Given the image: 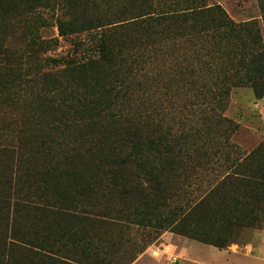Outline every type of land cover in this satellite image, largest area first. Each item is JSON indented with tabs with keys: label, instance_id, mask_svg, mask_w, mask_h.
<instances>
[{
	"label": "trees",
	"instance_id": "obj_1",
	"mask_svg": "<svg viewBox=\"0 0 264 264\" xmlns=\"http://www.w3.org/2000/svg\"><path fill=\"white\" fill-rule=\"evenodd\" d=\"M240 88L264 97L263 37L219 5L0 0V264H132L133 226L217 249L258 227L264 143L224 152ZM218 155L224 176L181 203Z\"/></svg>",
	"mask_w": 264,
	"mask_h": 264
},
{
	"label": "rangeland",
	"instance_id": "obj_2",
	"mask_svg": "<svg viewBox=\"0 0 264 264\" xmlns=\"http://www.w3.org/2000/svg\"><path fill=\"white\" fill-rule=\"evenodd\" d=\"M205 2L208 5L221 6L236 23L256 21L261 30L264 46V23L257 0H205ZM40 15L43 20L40 17L39 22L36 23L39 31L37 35L41 39L57 38L55 12L53 15L52 11H41ZM69 46L68 41L60 39V46L56 52L38 54L39 62H42V59L48 55L64 53ZM224 115L237 125V130L229 142L230 146L236 147L235 152L230 147L224 151L233 156L232 158L245 157L264 143V97L257 99L252 90L248 88L234 89ZM223 159L224 157L220 155L215 157L218 164L214 162L215 168L208 174L190 177L185 188L186 196L182 198L181 203L186 199L193 200L200 196L224 176L226 167L222 166ZM263 216H261L263 220L258 227L236 231L235 241L223 249L177 236L168 231L156 235L152 229L137 226H133L128 231L126 238L132 244L124 247L131 253L137 251L135 260L144 255L139 264H264ZM153 250H160L159 263L152 259ZM183 251L186 252L185 255L182 254Z\"/></svg>",
	"mask_w": 264,
	"mask_h": 264
},
{
	"label": "crops",
	"instance_id": "obj_3",
	"mask_svg": "<svg viewBox=\"0 0 264 264\" xmlns=\"http://www.w3.org/2000/svg\"><path fill=\"white\" fill-rule=\"evenodd\" d=\"M153 253L154 254L151 255L152 256V259L155 260L156 263H159V261H160L159 259H160V255H161L160 250H153ZM185 253H186L185 251L182 252V254H184V255H185ZM143 256H140L137 260L134 261L135 263L134 262L133 263L134 264H139V262H140L141 258H143ZM170 256H172V255H170Z\"/></svg>",
	"mask_w": 264,
	"mask_h": 264
}]
</instances>
